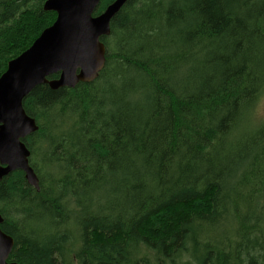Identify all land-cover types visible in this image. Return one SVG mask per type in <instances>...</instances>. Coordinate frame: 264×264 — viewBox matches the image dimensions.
Returning <instances> with one entry per match:
<instances>
[{
  "label": "trees",
  "instance_id": "obj_1",
  "mask_svg": "<svg viewBox=\"0 0 264 264\" xmlns=\"http://www.w3.org/2000/svg\"><path fill=\"white\" fill-rule=\"evenodd\" d=\"M44 1L0 0V75ZM101 40L96 79L23 99L39 189L0 179L8 260L264 264V0H128Z\"/></svg>",
  "mask_w": 264,
  "mask_h": 264
},
{
  "label": "water",
  "instance_id": "obj_2",
  "mask_svg": "<svg viewBox=\"0 0 264 264\" xmlns=\"http://www.w3.org/2000/svg\"><path fill=\"white\" fill-rule=\"evenodd\" d=\"M99 1L45 0L43 10L54 12V21L7 62L0 75V179L21 170L27 184L39 189L24 142L38 126L24 110L23 99L38 84L51 89L72 88L98 77L106 52L101 38L110 34L111 19L128 0H112L102 12L94 14ZM2 221L0 215V224ZM13 244V238L0 227V264H18L8 260Z\"/></svg>",
  "mask_w": 264,
  "mask_h": 264
},
{
  "label": "rangeland",
  "instance_id": "obj_3",
  "mask_svg": "<svg viewBox=\"0 0 264 264\" xmlns=\"http://www.w3.org/2000/svg\"><path fill=\"white\" fill-rule=\"evenodd\" d=\"M252 118L255 123L264 120V92L261 94L260 98L258 99L254 107ZM107 188H108L107 185L99 188L98 195H96V197H98L101 202H103L107 197V192H106Z\"/></svg>",
  "mask_w": 264,
  "mask_h": 264
}]
</instances>
